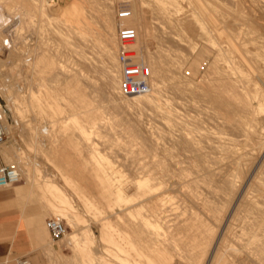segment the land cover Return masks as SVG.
I'll return each mask as SVG.
<instances>
[{
	"label": "bare ground",
	"instance_id": "1",
	"mask_svg": "<svg viewBox=\"0 0 264 264\" xmlns=\"http://www.w3.org/2000/svg\"><path fill=\"white\" fill-rule=\"evenodd\" d=\"M136 1L147 4L146 0ZM199 1L188 0L186 5L192 6L190 10H193L189 14L186 9L188 15L183 12L182 4H168L163 0H149L152 9L142 3L140 11L134 8L137 2L125 0L128 6L119 4L117 9H127L130 11L127 14L136 18L138 14H142L145 17L141 18L143 31L155 28L152 24L157 22L149 20L155 17L152 14L154 12L166 25H170L169 28L173 26L174 31L176 28L189 31L194 38L197 34V42L203 44L202 48L199 47L198 58L207 57L213 60L210 68L207 67V75H203L200 89H194L185 75L182 76L184 62H180V59L170 61V69H167L170 74H164L167 70L163 71L158 66L160 62H156L161 58L157 60L154 57L152 60V55L146 53L149 46L143 51L142 46L140 50L128 45L127 48L136 52L139 62L149 67L151 90L146 95L121 97L119 65L116 59L118 47L108 44L101 53L102 57H98L96 62L84 56L81 51L77 53L85 68L94 65L103 75L101 78L104 93L100 101L94 94L102 87H98L87 75L77 72V68L61 70L59 67L58 70L65 76L63 86L60 89H47L48 91L43 89L44 73L56 66L55 61L46 51L39 50L41 43L33 48L24 44L29 50L24 55L10 45L8 36H5L8 32L5 27L13 14L9 5L13 2L22 6L23 12L16 11L22 20L44 17L34 30L38 34L44 26L40 22L49 21L53 24L56 20L63 22V27L76 36L92 32V27L86 22L83 7L77 4V0H69L64 10L57 4H49L47 0H0V97L6 99L5 105L0 106L5 115L4 127L8 141L0 146V154L6 163L15 165L20 173L17 184L0 191H14L24 209L32 202L40 204V211L34 214L37 216L34 223L37 233L44 231L46 234V238L43 234L39 235L41 238L38 236L42 244L47 245L49 240V234L45 232L42 223L45 217L54 215L53 218L62 219L71 230L66 247H71L74 253L80 255L81 264H264V100L255 102L256 97L251 93L253 89L245 81L246 76L255 78V73L264 75L261 70L264 65H260L264 59L259 61V49L264 45V38L255 26V23L257 25L260 22L258 17L264 18V0H227L229 7L215 0H204L203 3ZM37 12L38 16L35 15ZM181 12L184 13L183 17H180ZM117 16L121 17L120 12ZM125 16L122 15L120 20L124 21ZM127 17L125 21H129ZM109 18L111 20L108 16ZM130 18L129 16L128 19ZM32 22H28V26L34 29ZM157 27L163 28L161 25ZM21 29L20 25L16 32ZM168 31L174 34L172 28ZM137 33L141 34L140 31ZM11 35L12 33L9 34L10 37ZM165 35L167 34H163ZM173 36V44H181L180 36ZM70 37L67 34L63 38V44L70 45L71 48L73 41H70ZM4 51L7 53L5 59ZM263 55L264 53L262 57ZM161 56L163 58L162 54ZM179 58L188 61L183 56ZM199 59L190 63V70L196 69ZM22 71L33 77V80H41L39 84L42 89L38 87L36 93L27 92L30 93L29 104L38 108L37 112L42 119L45 116L54 119L55 115L62 114L61 105L64 102L61 101L66 102L63 107L70 113L62 123L52 121L50 128L44 127L42 120L38 119L27 128L18 125L22 129L20 137L26 141L28 151H31L35 159L29 156L30 152L25 153L20 148L21 152H16V142L8 146L10 140L13 141V134L12 127L7 123V112L10 111L12 116L18 118L21 101L18 99L17 84H7V76L15 72L18 76ZM159 71H163V74ZM167 86L172 87V92L176 95L195 94L202 95V98L205 96L206 99L208 97L214 107L207 105V109H203L201 105L190 101L173 104L170 98L164 96ZM21 98L24 100L23 96ZM107 102L112 104L113 110L118 109L121 112L122 109V112L124 110L128 114L134 113L142 105L153 106V109L156 106L160 110L159 126H145L140 119L138 123L143 124L140 127L136 126L137 120H133L135 123L128 122L126 130L121 128L128 134L126 141V137H122V130L123 134L118 133L117 137L122 134L120 138H123V143L119 142L120 139L116 140V136L115 143L113 140L110 142V138L107 140L104 133L102 134L103 130H100L106 123H102V120ZM183 108L192 112L205 110L210 115L202 120L209 121L214 129H202L199 126L202 123L196 117L179 111ZM202 116L205 115L202 113ZM116 125L114 122L110 127L114 128ZM65 127L69 131L61 130ZM116 128L112 130L115 131ZM138 131L144 135L142 142H137ZM107 147L117 152L124 151L125 157L122 161L128 172L123 174L122 169H118L120 166L116 167L112 159H108V153H101ZM39 158L55 165L58 169L56 174L58 173L65 188L38 161ZM125 173H129L128 176ZM23 178L26 186L19 190L17 185ZM66 189L72 191L74 198H71ZM75 199L88 214L93 212V219L96 218L94 222L99 227L100 237L97 241L102 245L101 249L95 248L96 236L89 227H79L82 216L74 205ZM110 220H115L112 222L113 226L115 222L118 225L114 228Z\"/></svg>",
	"mask_w": 264,
	"mask_h": 264
},
{
	"label": "rangeland",
	"instance_id": "2",
	"mask_svg": "<svg viewBox=\"0 0 264 264\" xmlns=\"http://www.w3.org/2000/svg\"><path fill=\"white\" fill-rule=\"evenodd\" d=\"M92 1V2H91ZM120 1H124L123 3H120ZM120 1H116V0H77V4L80 6V7H83V10H84V16H85V19H86V22H88L89 24H90V26L92 27V32H88V33H84L85 35H83L82 34V36L80 35V36H76L75 34H73L71 31L70 32H68L67 31V29H66V27H63V26H65V24H63V22H60V21H58V20H56V21H54L57 25H58V27H54V26H57L55 23H53V24H51L49 21H47V22H45V21H43V22H40L41 24H43L44 26L42 27V29H41V31L39 32V34H38V32H35L34 30L36 29V27H38L39 26V21L41 20V19H43V18H37V17H34L32 20L30 19H28V20H22L21 19V17H19V16H17V14H18V12L16 13V11H20V12H23L24 10H23V8H22V6L21 5H18V4H16V3H12V4H10L9 5V7L11 6V9H12V11L11 12H13V14H12V18H11V21L9 20V22H7L8 24H7V26L5 27L7 30H8V32H6L5 33V36H8L7 38H8V40H9V42L11 43L10 45H13V46H15V49L17 48L18 49V51L20 50V52L22 53V54H24V55H27L28 54V47H24V44H27L28 46H30V47H34V45H40V43H41V45H40V51L41 52H45L46 51V54L48 55V56H50V57H52V59L55 61V65L56 66H54L53 68H52V70L51 69H49V70H47V72L46 73H44V81H43V85L45 86V87H43V89H48V90H50V89H60L62 86H63V84H64V82L63 81H65V76H64V74H63V72L61 71L62 69H68V70H72V69H78V71L77 72H80V73H82V74H84V75H87L88 77H90L91 79H92V81H95L96 82V84L98 85V87H102V88H99L101 91H99V89H98V92L96 93L95 92V94L94 95H97L96 96V98H97V100H102L103 99V93H104V83H103V78H101L103 75H101V73L100 72H98L97 70H96V68H95V66L93 65V67H92V65L91 66H88V67H86L88 70H85L86 68L83 66V63H80L81 61L78 59V56H77V53H79L80 51V53H82L84 56L86 55V57L88 56V58H90V59H92L91 61H93V62H96V61H98L97 60V58L99 57V58H101L102 57V55H101V53L104 51V48H105V46H107L108 44L109 45H111V47L114 45V46H117V47H119V44L122 46L123 44H121L120 43V41H119V34H120V31H127V30H133V34H135L134 35V39L132 40V42H130V43H128L126 46H128V45H133V46H135V47H138L139 49L141 48V46H142V50L144 51V49H145V47L146 46H149L148 48L150 49H146L145 51H146V53L148 52L149 53V55H152L151 56V58H152V60H154L153 58L155 57L157 60H160V58H161V60L160 61H156V62H163V63H161V65H160V63H159V65L158 66H161V68H162V70L163 71H165V70H167V69H170L168 66L170 65V63L171 62H173V59H174V61L175 60H179L180 62H184L186 65H184V63H182L183 65V68H182V71H181V74H183L182 76H184L189 82H191L192 84V87L194 88V89H200V87L202 86V83H203V80H204V77H203V75H207L206 74V72L208 71V68L207 67H209L210 68V64H212V62H213V60L212 59H208L207 57H201L200 59L198 58V57H200V56H198L199 55V52H200V48H202V46H203V44H199V42H197L198 41V39H197V34L195 35V38H196V40H195V38H194V35H192L189 31H186V30H181V29H179V30H177V28H176V31H174L175 29L173 28V26H171V28H172V30L174 31V34H173V32L171 31V32H169L168 30H170L171 28H169L170 27V25L168 24V25H166L165 23H164V21H163V19L162 18H158L159 16H157L154 12L152 13L155 17H153V15L151 14V17H153V19L152 18H150L149 20L151 21L152 20V22L154 23L155 21L158 23H156V24H152V27H155L154 29H149V30H145V31H143V29H142V25H141V21H143V19L141 20V18H145V17H143L142 16V14H138L137 15V17L138 18H136V17H134V16H131V15H128L127 13H129L130 11H128L127 9L125 10H123V9H117V8H119V4L120 5H124V6H126L128 3L127 2H125V0H120ZM128 1V0H127ZM133 2H137L136 0H132ZM147 1V4L145 5L144 4V2H141V4L139 3V2H137L135 5H134V8H136L138 11H140V9H142V7H143V5H145V6H148V7H150L151 9H152V5H150V2H148L149 0H146ZM165 3H168V4H174V5H180V4H182L181 6L183 7H186V8H184L183 7V12H185V14H186V12L188 11L189 12V14H191V12L193 11V10H190V9H192V6H189V4L188 5H186L187 4V2H188V0H185V3H183L184 2V0H163ZM192 1V0H191ZM193 1H197V0H193ZM199 1V0H198ZM203 1L204 0H200L199 2H201V3H203ZM215 1H217L218 3H221V5H223V6H227V7H229L230 5H229V3H228V1L227 0H225V1H223V0H215ZM222 1V2H221ZM68 2H69V0H57L56 1V3L54 4V5H58L59 7H61V9H65L67 6H68ZM106 2V3H105ZM116 2H118V3H116ZM179 2V3H178ZM224 2L226 3V4H224ZM114 3V6L112 5L111 6V4H113ZM142 3H143V5H142ZM152 3H154V2H151V4ZM90 4V5H89ZM117 4V5H116ZM155 4V3H154ZM186 6H185V5ZM56 5V6H57ZM116 5V6H115ZM190 5H193V4H190ZM107 6H109V7H107ZM118 6V7H117ZM128 6V5H127ZM154 6V5H153ZM189 6V7H188ZM180 7V6H179ZM182 7H180L181 9H180V11H182ZM191 7V8H190ZM150 8H148L149 10H150ZM16 9V10H15ZM186 9H188L187 11H185ZM179 11V12H180ZM119 12H120V15H121V17H122V15H126L125 16V19H126V17H127V20H129L130 21V23H129V21H125V19H124V21H123V19L122 20H120V18L117 16V15H119ZM124 12V13H123ZM183 12H181V16L180 17H183V15H184V13ZM187 12V13H188ZM33 13V12H32ZM31 13V14H32ZM39 12H37L35 15L36 16H38L39 14H38ZM183 13V14H182ZM180 14V13H179ZM186 15H188V14H186ZM103 16V17H102ZM107 16V17H106ZM108 16L109 17H111V20H110V18L108 19ZM129 16L131 17L130 19H128L129 18ZM119 19H118V18ZM179 17V18H180ZM198 18H200V16L198 15L197 16ZM123 18V17H122ZM135 19H137L138 20V23L136 22V20ZM154 20V21H153ZM162 20V21H161ZM199 20H201V18L199 19ZM30 21H33L32 23H31V26H33L34 25V29H33V27H29L28 26V22H30ZM140 21V22H139ZM159 21V22H158ZM260 21V22H259ZM102 22V23H101ZM136 22V23H135ZM258 22L260 23H257V25H256V23H255V26L257 27V31L258 30H260L258 33H260L261 35V37L262 38H264V18L263 19H261L260 17H258ZM23 23V24H22ZM55 24V25H54ZM135 24H137V25H135ZM164 24V26H162ZM259 24V25H258ZM22 26V29H21V31H19V32H16V29L17 28H19V26ZM53 25V26H52ZM135 25V26H134ZM156 25V26H155ZM159 25V27H160V25H161V27H163V28H165V26H166V28L164 29L165 31H163V28L161 29H159L157 26ZM113 26V27H112ZM168 26V27H167ZM136 27H139L138 29L136 28ZM263 27V28H262ZM63 28V29H62ZM65 28V29H64ZM168 28V29H167ZM134 29H136L137 31H135ZM65 30V31H64ZM152 30V31H151ZM154 30V31H153ZM156 30H157V32H156ZM181 30V31H180ZM56 33H55V32ZM73 31V30H72ZM141 32V34H139V33H137V32ZM163 31V33L161 34V32ZM178 31V32H177ZM185 31V32H184ZM76 32H78V31H76ZM137 34H136V33ZM144 34H143V33ZM146 32V33H145ZM168 32V33H167ZM177 33V35H175L176 33ZM10 33H12V35H11V37L9 36V34ZM65 33V34H64ZM114 35H113V34ZM171 35H170V34ZM59 34V35H58ZM61 34V35H60ZM64 34V35H63ZM67 34H69V35H71V39H70V41H73V47H71L70 48V45H66L65 46V44H63L64 43V41H63V38H65L66 37V35ZM88 34V35H87ZM143 34V35H142ZM163 34H167V35H165V36H167V37H165V36H163ZM176 37H179L180 36V38H181V44H173V42L171 41V36H173V35ZM195 34V33H194ZM137 35H139V37H141L142 38V40L137 36ZM142 35V36H141ZM162 35V36H161ZM168 35H170V37L168 36ZM173 36V37H174ZM183 36H184V38H183ZM78 37V38H77ZM159 37V38H158ZM165 37V38H164ZM11 38H12V40H11ZM22 38H25V39H22ZM41 38H43V39H41ZM74 38V39H73ZM139 38V40H137ZM154 38V39H153ZM167 38V39H166ZM199 38V37H198ZM100 39V40H99ZM135 39H136V41H135ZM109 40V41H108ZM144 40V41H143ZM162 40V41H161ZM168 40V41H167ZM188 40H189V42H188ZM194 40H195V43H194ZM25 41V42H24ZM85 41H87L86 43H85ZM92 41V42H91ZM135 41V42H134ZM143 43H142V42ZM150 41V42H149ZM185 41V42H184ZM24 42V43H23ZM29 44H28V43ZM39 42V43H38ZM102 42V43H101ZM115 43V44H113V43ZM146 42H148V43H146ZM152 42V43H151ZM170 42V43H169ZM188 42V43H187ZM80 43V44H79ZM89 45H88V44ZM99 43V44H98ZM112 43V44H111ZM132 43V44H131ZM145 43V45H143ZM183 43V44H182ZM187 43V44H186ZM192 43V44H191ZM262 43H263V41H262ZM32 44V45H31ZM78 44V45H77ZM189 44H191V45H189ZM194 44V45H193ZM198 44V45H197ZM137 45V46H136ZM139 45V46H138ZM152 45V46H151ZM199 45H201V46H199ZM35 46V47H36ZM113 46V47H114ZM144 46V47H143ZM151 46V47H150ZM260 46V45H259ZM84 49H83V48ZM154 47V48H153ZM187 47V48H186ZM194 47V48H193ZM200 47V48H199ZM69 48V49H68ZM177 48V49H176ZM193 48V50H191ZM89 49V50H88ZM140 49V50H141ZM22 50H23V52H22ZM85 50V51H84ZM263 50V51H262ZM77 51V52H76ZM83 51V52H82ZM101 51V52H100ZM259 51H260V54H261V56H260V58H259V61L261 60V59H264V57H262V54L264 53V45L261 47L260 46V49H259ZM87 54H86V53ZM92 52V53H91ZM151 52V53H150ZM98 54V55H97ZM161 54L163 55V58H162V56H161ZM6 55H7V53L4 51V53H3V59H5L6 58ZM92 57H90V56ZM144 56H147V54H143ZM76 56V57H75ZM185 57V58H187L188 59V61L187 62H185L184 60H182L181 58H179V57ZM264 56V55H263ZM169 57V58H168ZM194 57H196V58H194ZM159 58V59H158ZM171 58V60H169ZM178 58V59H177ZM193 58V59H192ZM29 59H32V57H30ZM75 59V60H74ZM155 59V60H156ZM163 59V60H162ZM192 59V60H191ZM194 59H199L198 61H197V63H196V71L194 70V71H192V70H190V66L192 65V64H190V63H193V61H194ZM182 60V61H181ZM73 61V62H72ZM168 61V62H167ZM171 61V62H170ZM192 61V62H191ZM210 61H211V63H210ZM262 61V60H261ZM202 62V63H201ZM169 64V65H168ZM262 64V66L264 65V61L263 62H261L260 63V65ZM259 65V66H260ZM262 66H260V68L262 67ZM60 67V69L61 70H58V68ZM91 69H90V68ZM164 68V69H163ZM76 69V70H77ZM82 69H83V72H82ZM160 69V67L158 68V70ZM79 70H81V71H79ZM97 72H96V71ZM261 70H262V72L264 73V66H263V68H261ZM51 71V72H50ZM60 71V72H59ZM87 72V73H85V72ZM163 71H159V73L161 72H163ZM167 72H169L168 70L166 71V73H164V74H170V73H167ZM17 72H15V74H7L8 76H7V84H14V85H16L17 86V94H18V99L21 101L20 103V114H19V117L17 118V116H12L11 115V113H10V111H8L7 112V123L12 127V134H13V141H11L10 140V142L8 143V146H10V145H12L14 142H16V143H14L15 144V147H16V152H18L19 151V148L20 149H22V151L23 152H25V153H29V156L32 158V159H35L36 157L31 153V151H28L29 149H28V147H27V145H26V141H24L20 136H21V133L20 132H22V129H21V127H19L18 125L20 124L22 127L24 126V127H29V126H31L32 125V123H35L36 121L35 120H37L38 119V121H41L42 120V125L45 127H48V128H50V126L52 125V121H58V122H60V123H62L64 120H65V118L67 117V116H69L70 115V113L69 112H67V111H69V110H67V108H64L65 107V104H66V102L65 101H61V102H64V104L63 105H61V110H62V114H57V115H55L54 116V119H52V118H49V117H47V116H45V118L44 119H42L40 116H39V111H38V108H34V107H32V105L31 104H29V92H27V91H33V92H37L38 91V87L39 88H41V86H40V84H39V82L41 83V80H39V78L37 79V80H39V81H37V80H33V77H31L28 73H26L25 72V74H24V71H22V74L20 73V75H18L17 76V74H16ZM62 73V74H61ZM90 73V74H89ZM163 74V73H162ZM162 74H160V76L162 75ZM159 75V74H158ZM178 75V74H177ZM11 76H13V77H11ZM92 76V77H91ZM178 76H180V75H178ZM254 76H255V78H253L252 79V76H246L247 77V79L245 80L246 81V83L247 84H250V89H253V90H251V93H253L252 95L253 96H255L256 98H254L255 99V102H256V100H257V103H258V101L259 100H264V75L263 74H260V72H259V74L258 73H255L254 74ZM27 77H28V79H27ZM12 78H14V79H16V80H14V79H12ZM20 78V79H19ZM24 78H25V80H24ZM248 78H250V79H248ZM10 79V80H9ZM27 79V80H26ZM64 79V80H63ZM252 79V80H251ZM102 80V81H101ZM192 80V81H191ZM257 80V81H256ZM14 82V83H12V82ZM27 82V83H26ZM45 82V83H44ZM29 83V85H27ZM31 83V84H30ZM60 83V84H59ZM63 83V84H62ZM201 83V84H200ZM25 85H26V87H25ZM38 85V86H37ZM257 85V86H256ZM262 85V86H261ZM49 88H48V87ZM51 87H53V88H51ZM31 88H32V90H31ZM171 88L172 87H170V86H167L166 88H165V90L166 91H164L165 93V95L164 96H166V97H168V98H170L169 100H170V102L171 103H173V104H176V103H178V102H185V101H190V102H194V103H197L198 105H201L202 107H203V109H207L206 108V106L207 107H211V108H213L214 106H212L213 104V102L212 101H210V99L207 97V99H206V97L205 96H203V98H202V95H195V94H184V95H176L175 93H173L174 91V89L172 88V90H171ZM28 89V90H27ZM42 89V88H41ZM47 90V91H48ZM90 90V89H89ZM262 90V91H261ZM173 91V92H172ZM27 92V93H26ZM105 95V94H104ZM191 95V96H190ZM21 96H23V98H24V100H21L22 98H21ZM27 96V97H26ZM166 97H164V99L166 98ZM99 98V99H98ZM190 99V100H189ZM0 100H1V105H5V102H6V99L3 97H0ZM26 101V102H25ZM256 103V104H257ZM29 105V106H28ZM106 106V108H105V113H104V115H103V118H104V120H102V123H103V121L104 122H106V123H104V125H103V127H101L100 128V130L102 129L103 131H102V134L104 133V135L103 136H105V138L107 139V138H110V142H113L114 141V139H116V140H119L120 139V143H123V138H125L127 135H126V128L129 126L128 124V122H130L131 124H133V123H135L134 121H136L137 123H138V120H140V121H142V123L143 124H145V126H148V125H151V126H155V125H157V126H159V116H160V113L158 114V112H160V110H159V108H157L156 106H154V109L156 110V108H157V110L156 111H154V109H153V106H148V105H142L141 107H139L138 109H135L134 110V113H131V114H128V112H126V111H124L123 110V112H122V109H120L121 110V112H119V110L118 109H115V110H113L112 109V104H110V102H107L106 104H105ZM64 106V107H63ZM32 108V109H31ZM63 108V109H62ZM64 110V111H63ZM107 110V111H106ZM34 111H35V113H34ZM38 111V112H37ZM179 111L181 112V113H187L189 116H192L193 115V117H196L197 118V120H199V123H202V124H200L199 126L202 128V129H207V130H211V128L212 129H214V126L213 127H211L212 126V124L209 122V121H207V120H202V119H207V117H206V115H210L209 113L207 114V112L205 111V110H199L198 109V111H190V110H186L185 108H183V109H179ZM202 111V112H201ZM120 113V115H119V113ZM205 112V113H204ZM211 112H214V111H212L211 110ZM108 115H107V114ZM118 113V114H117ZM200 114V115H198V114ZM202 113H203V115H205L204 117L202 116ZM184 114V115H185ZM26 115V116H25ZM35 115V116H34ZM198 115V116H197ZM112 117V118H111ZM120 118V119H119ZM199 118V119H198ZM200 118H201V120H200ZM51 119V120H50ZM113 121H112V120ZM115 119V120H114ZM109 120H110V122H109ZM117 120V121H116ZM131 120V121H130ZM134 120V121H133ZM139 121V122H140ZM32 122V123H31ZM50 122V123H49ZM115 122V125L116 126H113L114 128H112V127H110V124H113ZM117 122V123H116ZM133 122V123H132ZM26 123V124H25ZM45 123V124H44ZM109 123V124H108ZM141 122L140 123H138L136 126H138V125H140V127H141V124H142ZM142 124V125H143ZM205 124V125H204ZM211 124V125H210ZM62 127H63V124L61 125ZM65 126V125H64ZM110 127V130L108 129L109 127ZM118 126V127H117ZM119 126H120V128H119ZM117 127V128H116ZM209 127H210V129H209ZM115 129L116 128V130H117V132H116V130L114 131V130H112V129ZM121 128H124L125 130H123V129H121ZM64 129L66 130L67 128L65 127V128H61V130L62 131H64ZM105 129V130H104ZM120 129H121V131H120ZM68 130V129H67ZM66 130V131H67ZM107 130V131H106ZM124 131V134H123V131ZM69 131V130H68ZM105 131V132H104ZM110 131H113L112 133L110 132ZM108 132V133H107ZM111 133V134H110ZM115 133H117V134H115ZM118 133H122V134H120L119 135V137H117L118 136ZM140 133V134H139ZM142 132H139L138 131V139H137V142L139 141V142H142L143 140H144V135H142L141 134ZM108 135L109 137H107L106 135ZM110 134V135H109ZM113 134V135H112ZM112 135V136H111ZM121 135H122V137L123 138H120L121 137ZM142 135V136H141ZM102 136V135H101ZM115 136H116V138H115ZM140 137V138H139ZM21 138V139H20ZM142 138V139H141ZM105 139V141H107ZM128 138L126 137L125 138V141L127 140ZM22 140H23V142H22ZM102 140V139H101ZM104 140V139H103ZM113 140V141H112ZM115 140V141H116ZM141 140V141H140ZM6 141H7V139H6ZM115 141H114V143H115ZM124 141V142H125ZM8 142V141H7ZM109 143V142H108ZM113 144V143H112ZM113 147L115 148L116 146L113 144ZM106 148H103L102 150L104 151V153H103V151L101 150V153L102 154H106V153H108V159L111 161V159H112V162L114 163V164H116V167H119L118 169H122L121 171H123V174H124V172L126 171V168H124V165H123V162L124 161H122V160H124V158L123 157H125V153H124V151L122 152V151H120L121 153H118L117 151H115L114 149H112L114 152H112V150L110 149L109 150V148L107 147V149L105 150ZM116 150H118V149H116ZM19 152H21V151H19ZM0 153H1V150H0ZM124 153V154H123ZM18 154V153H17ZM110 154V155H109ZM111 156V157H110ZM117 156H118V158H117ZM123 158V159H122ZM116 159V160H115ZM114 160H115V162H114ZM38 161L40 162V163H42V165L45 167V169L46 170H48L49 172H51V173H53V175L56 177V180H57V182H58V184L61 186V187H64V183H63V181L61 180V178L60 177H58V173L56 174V172H57V168L56 167H54L55 165L53 164V163H50V162H48V161H45L44 159H42V158H39L38 159ZM121 161V163H118V162H120ZM0 163H4V164H8V163H6L3 159H2V157H1V154H0ZM112 163V164H113ZM113 164V165H114ZM115 166V165H114ZM126 172H128V171H126ZM129 174V173H128ZM128 174L127 173H125V175H127L128 176ZM18 187H19V190H23V187L25 188V186H26V182L24 181V178L22 179V182L21 183H19L18 185H17ZM65 188V187H64ZM6 190V189H5ZM66 190H68V189H66ZM69 192V194H71L70 196H71V198H74V196H73V193H72V191H70V190H68ZM0 192H2V193H5V191H0ZM73 202H74V205H76V209H77V212H79V214H81L80 216H82V217H80L81 218V221H80V223H79V227L81 228V229H86V228H88L89 227V229L92 231V233H93V235L94 236H96L95 237V248H97V249H101V244H100V242L99 241H97L98 239L97 238H99L100 237V233H99V227L97 226L98 224H95L96 222H94L95 220H96V218L95 219H93V217H95L94 216V214H92L91 212H89V214H91V216L88 214V212L87 211H85L84 209H83V207L81 206V204L75 199V200H73ZM76 202V203H75ZM18 203H19V201H18ZM20 204V203H19ZM80 204V205H79ZM38 205V206H37ZM21 206V205H20ZM38 208H40V204H38L37 202H32L31 204H29L28 206H27V208L25 209V214H26V216H27V223H28V225H29V223H30V220H32L33 221V224H34V227H35V223H34V220L37 218V216H35L36 215V213L38 212V211H40V209H38ZM21 209H23V207L21 206ZM24 210V209H23ZM35 214V215H34ZM93 215V216H92ZM33 216V218H31ZM53 217H55L54 215H49V216H47V217H45V219H44V221H43V225L44 226H42L43 228H44V230H45V232H47V235H48V231H47V229H46V225H45V221L47 220V219H49V218H53ZM59 219V218H58ZM62 220V219H61ZM115 221V220H114ZM113 220H110V222H111V225L113 226V223L112 222H114ZM82 222V223H81ZM117 224V222H115V226H113L114 228L118 225H116ZM66 229H67V233H66V235L60 240V241H57V242H52L51 240H50V237H49V235H48V241H47V245H46V248H47V264H81V257H80V255L79 254H77V253H74V250L71 248V247H66V245H67V238H68V236L71 234L70 233V229L67 227V225H66ZM50 243V244H49ZM54 248H52V247ZM55 249H58V250H60V251H58V252H56V250ZM74 261V262H73Z\"/></svg>",
	"mask_w": 264,
	"mask_h": 264
},
{
	"label": "built area",
	"instance_id": "3",
	"mask_svg": "<svg viewBox=\"0 0 264 264\" xmlns=\"http://www.w3.org/2000/svg\"><path fill=\"white\" fill-rule=\"evenodd\" d=\"M49 4H55L56 0H47ZM134 39L133 30L120 31L119 46L116 51V59L119 65V94L121 97L129 98L139 95H146L151 90V71L147 65L139 62L134 50L126 45ZM5 115L0 106V146L6 142L4 127ZM20 181L18 168L13 164L0 163V190L13 186ZM50 240L57 242L67 232L63 220L49 218L45 221ZM16 264H31L27 258H19Z\"/></svg>",
	"mask_w": 264,
	"mask_h": 264
},
{
	"label": "crops",
	"instance_id": "4",
	"mask_svg": "<svg viewBox=\"0 0 264 264\" xmlns=\"http://www.w3.org/2000/svg\"><path fill=\"white\" fill-rule=\"evenodd\" d=\"M3 191L0 192V264H16L23 257L31 264H47L46 245L38 239L41 234L46 238V234L37 233L32 220L28 225L25 209L22 205L24 210L21 209L15 192Z\"/></svg>",
	"mask_w": 264,
	"mask_h": 264
}]
</instances>
